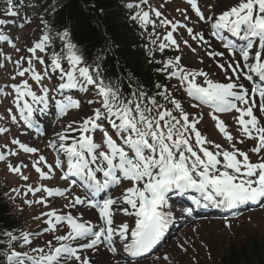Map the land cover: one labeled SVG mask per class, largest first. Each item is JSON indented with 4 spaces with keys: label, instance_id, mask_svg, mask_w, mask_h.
<instances>
[{
    "label": "snow or ice",
    "instance_id": "1",
    "mask_svg": "<svg viewBox=\"0 0 264 264\" xmlns=\"http://www.w3.org/2000/svg\"><path fill=\"white\" fill-rule=\"evenodd\" d=\"M185 2L197 18L195 23L207 26L223 51L213 47L203 30L196 31L187 23L165 16L160 10L164 4L156 8L149 0H138L126 7L136 9L130 19L142 29L152 26L151 44L157 45L160 40L155 29H166L157 45L161 53L166 48L180 49L173 35L180 28L186 29L192 41L210 49L206 54L225 74L227 82L209 79V73L203 69L186 67L180 56L155 61L162 63L156 71L166 74L167 80L175 78L187 97L198 102L190 103L191 109L201 104L211 108L208 115L228 147L203 134L198 127L203 115L186 110L167 84L156 82V91L151 94L143 85L125 94L118 78L104 74L103 51L89 63L63 18L58 21L63 26L55 28L43 14L37 15L36 4L27 6L31 12L24 13L17 27L34 24L38 19L42 34L31 46H26L27 56L18 55L13 60L11 55L3 54L4 60L14 65V74L10 76L13 83L0 87V96L12 98V107L6 109L7 117L0 115V120L7 118L12 124L22 121L28 129L43 134L38 115L51 113L58 122L71 110L79 115L61 125L49 139L47 148L55 153L54 163H48L40 149L16 137L0 145V162H6L8 171L24 181L30 179L22 171L28 164L23 160L13 164L8 158L21 152L34 157L31 167L41 183L25 184L24 194L44 195L25 203L48 209L34 217L44 225L38 231L0 232L7 237L6 243L0 242L4 243L0 248V264H95L91 254L101 248L110 254L106 264H140V259L160 243L175 218L170 193H198L190 199L204 208L235 209L249 203L264 204V0H234L222 7L217 0L214 7L221 10L210 15L202 11L199 0ZM3 3L0 11L4 17H18L26 7L25 0H3ZM51 10L55 16L54 3ZM176 11L184 21L190 20L186 9ZM12 24L14 21L0 18V45L19 54L21 49L5 30ZM183 44L196 51L188 40H183ZM155 51L148 49L150 62ZM54 77L57 84L49 87L44 83ZM198 77L204 78L203 84L197 82ZM231 112L237 113L234 120L239 126L238 138L218 115ZM9 131L0 127V134ZM246 141L253 145L238 147ZM57 170L67 186L42 183L52 180ZM75 187L81 189L80 194L75 193ZM114 189H119V193L113 195ZM12 191L20 194L16 188ZM60 197L65 203L53 206ZM90 210L96 213L95 221L85 219V212ZM192 211L191 207L183 209L188 216ZM118 213L132 222L117 223ZM45 234L50 238L43 244L34 243V239ZM163 259L167 261L169 257L165 255Z\"/></svg>",
    "mask_w": 264,
    "mask_h": 264
},
{
    "label": "rangeland",
    "instance_id": "2",
    "mask_svg": "<svg viewBox=\"0 0 264 264\" xmlns=\"http://www.w3.org/2000/svg\"><path fill=\"white\" fill-rule=\"evenodd\" d=\"M33 0H25V9L21 10V15L15 18L14 24L8 26L5 30L9 31V34L13 37L14 43H16L17 47L21 49V52L17 54L13 49L10 47H2L3 53H0V78H1V87L6 84L13 83L10 79V76L14 74V65L10 62H6L4 60L3 54L11 55L12 59L15 60L18 58V55L27 56L28 53L25 51L26 46H31L32 42H34L37 38L40 37L41 28L37 25L39 24V20L37 19L34 24L26 25L23 28H18L17 25L22 22V17L26 11L31 12V9H27L29 4H32ZM138 0H125V3H137ZM156 2V7L159 8L161 4H164V8L168 10H172L175 14L176 18H181L183 20V16L180 12L176 11L177 8H184L187 11V14L190 17L189 21H184L190 27H198V29L194 28L196 31H206L207 26H203L202 24H192V22L196 21V17L194 12L188 7L185 1L183 0H168L165 3V0H154ZM199 4L204 11L205 15H210L213 12L214 4L213 2H207V0H199ZM219 12V11H218ZM42 14V12L38 11L37 15ZM7 18L9 17H2ZM10 20V19H9ZM180 39L181 40H188L189 44L192 45L193 48L197 50V44L195 41H192L188 34H184L180 32ZM186 57H183V62L188 63L191 66H195L199 69H207L210 70L214 66V73H218V80L221 82H227L224 76V73L216 66L215 61H207L204 58L198 57L193 54L189 47L186 48ZM203 53L205 57L206 51L201 49L198 54ZM191 57V58H190ZM208 58V57H207ZM201 60L203 61L200 64ZM200 61V62H199ZM39 69V65H37ZM20 78H17L16 82H19ZM4 84V85H3ZM53 84V83H52ZM50 81L48 82V86H52ZM34 90L38 91V87L33 84ZM6 91H10V89H6ZM11 97H4L3 100L0 101V115H4L6 113V109L12 106ZM190 103L186 104V108L188 111L194 114H202L203 120L198 125V127L202 130L203 134L206 135L208 138L214 140L217 143H221L224 147H228L227 142L224 140L222 134L218 132V130L214 127V121H212L211 117L208 115L209 112H201L198 109H191ZM79 114L75 110H71L67 116L63 117L61 123L65 124L66 122L77 118ZM225 117H221L225 122L229 125L228 130L238 138V125L236 124L234 117L237 115L235 112L225 114ZM5 116V115H4ZM9 119L0 120V127H7L10 129L8 137L6 134H0V145H4L9 143V138L12 137H19L20 133L18 130V126L16 124L10 123ZM22 142H26L28 144H32V142L27 138H21ZM253 143L248 144L245 143L244 145H238V147L247 148L251 147ZM15 147V146H12ZM256 156L252 155V159L255 160ZM23 155H19L16 157H9L8 162L17 164L21 160H24ZM24 175H28L32 173L31 168L22 169ZM33 175V174H32ZM34 176V175H33ZM0 177L4 180L5 183L8 184V187L12 186L19 190L20 194L17 195L16 193H12V196L18 198L20 206L25 208V212H29V214L25 217V222L33 220L35 212H38L39 215L48 209L43 205H35L33 203L31 206L25 203V200H34L39 198V194L36 197H32V194L29 193L27 196L24 194L26 189L24 187L26 181L22 180L18 174H13L8 171L6 167V162H0ZM60 176L58 174L55 175V178L49 183L54 186L62 187L60 183ZM21 186H23L21 188ZM116 192V191H115ZM115 192H113L115 194ZM65 203L64 198L58 199L53 206L59 207ZM129 222V221H127ZM118 223V222H117ZM40 221L37 223H31L26 225L28 226L27 229L29 230H40ZM231 227H228V225ZM22 229V228H21ZM23 230V229H22ZM21 231V230H20ZM20 231H15V234H19ZM49 236L47 234L39 237L38 239H34V243L43 244V242L48 239ZM256 240L257 242L264 241V206L261 208L247 211L241 213L235 217L230 218L226 221L221 222H212V223H203L200 225L191 224L187 225L181 231V234L175 241L170 244V246L166 247L160 254H158L153 259H148L145 262H140V264H213L218 262V260L226 253L227 248L237 242L242 241L246 243L247 241ZM27 250V249H24ZM186 250V251H185ZM167 255L169 260H164L163 257ZM159 257L160 259H156Z\"/></svg>",
    "mask_w": 264,
    "mask_h": 264
},
{
    "label": "trees",
    "instance_id": "3",
    "mask_svg": "<svg viewBox=\"0 0 264 264\" xmlns=\"http://www.w3.org/2000/svg\"><path fill=\"white\" fill-rule=\"evenodd\" d=\"M38 3L44 18L55 28L63 26L58 23L61 18L72 28L89 63L103 51L104 74L118 78L125 94L138 85H143L151 94L156 91V82L163 83L156 64L138 47L143 41L136 23L129 19L130 11L118 0H38ZM53 3L57 8L55 16L51 10ZM3 7L0 0V8ZM16 216L0 193V232L15 228L19 222ZM6 240L7 237L0 235V242L6 243ZM4 243H0V248ZM217 264H264V241H237L228 247Z\"/></svg>",
    "mask_w": 264,
    "mask_h": 264
},
{
    "label": "bare ground",
    "instance_id": "4",
    "mask_svg": "<svg viewBox=\"0 0 264 264\" xmlns=\"http://www.w3.org/2000/svg\"><path fill=\"white\" fill-rule=\"evenodd\" d=\"M206 39H208L207 36H206ZM181 212L184 213L183 210H181ZM91 220L95 221L96 217H94V219H91ZM91 257H92V260L95 261V264H106V262L109 260L108 255L105 253H102L101 250H100V252L94 253V255ZM103 261H105V262H103Z\"/></svg>",
    "mask_w": 264,
    "mask_h": 264
}]
</instances>
